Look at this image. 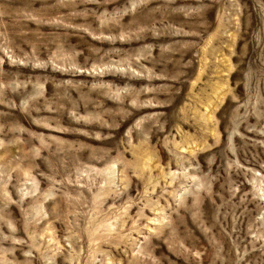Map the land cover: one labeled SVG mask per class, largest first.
I'll list each match as a JSON object with an SVG mask.
<instances>
[{"label": "rangeland", "instance_id": "rangeland-1", "mask_svg": "<svg viewBox=\"0 0 264 264\" xmlns=\"http://www.w3.org/2000/svg\"><path fill=\"white\" fill-rule=\"evenodd\" d=\"M0 264H264V0H0Z\"/></svg>", "mask_w": 264, "mask_h": 264}]
</instances>
